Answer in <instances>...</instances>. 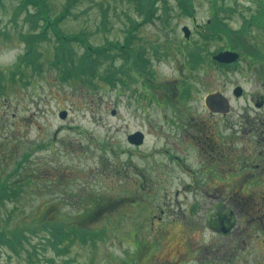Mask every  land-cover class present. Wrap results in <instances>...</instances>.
Returning <instances> with one entry per match:
<instances>
[{
  "label": "rangeland",
  "instance_id": "obj_1",
  "mask_svg": "<svg viewBox=\"0 0 264 264\" xmlns=\"http://www.w3.org/2000/svg\"><path fill=\"white\" fill-rule=\"evenodd\" d=\"M66 1L43 0L51 18L66 9L53 25L86 42L94 75L81 40L56 49L46 29L31 44L37 8L0 2V264H264V0H220L249 37L207 40L204 55L239 53L226 67L191 58L204 41L181 32L206 24L210 0H191L193 17L160 0L165 25L143 23L136 0ZM221 212L232 225L218 233L208 221Z\"/></svg>",
  "mask_w": 264,
  "mask_h": 264
},
{
  "label": "trees",
  "instance_id": "obj_2",
  "mask_svg": "<svg viewBox=\"0 0 264 264\" xmlns=\"http://www.w3.org/2000/svg\"><path fill=\"white\" fill-rule=\"evenodd\" d=\"M3 0H0V2ZM78 0H67L66 1V5L65 7L67 8V10H70L71 5L73 3H75ZM141 3H143L146 7H143L142 4H139V10L144 9L143 11H145L148 8V11L146 13V20L145 21H151L152 19H155L154 17L156 16L162 24H166L167 20H168V9L166 6V3L161 2L160 0H141ZM215 3L212 1L211 5ZM27 5H32L33 7H36L38 12H36L37 16V20H43L44 21V26H43V30L42 33L39 34L38 36H43L45 35V30L46 29H51L55 35V39L57 42V48H60L62 46H67V48L69 49L70 52V44H67V42H71L76 41V40H81L80 37H77L75 35L69 36L64 34L60 29L59 26L58 28H55V25H53L54 23L57 24L61 18L64 16V14L67 11H63L60 14H58L55 18H51L48 14V11L45 8V4L43 2V0H20V8H23V10L26 9ZM186 6V10L187 12L188 10V6ZM213 8V7H212ZM217 9L218 6L213 8V12H212V16L210 18V22L206 25V31L207 34L206 35H200V38L195 40V42H200V41H204L202 42V44H198L195 47L199 48L202 54V51L205 50V46L207 44V40L212 38V36H216L218 39H221L223 37L228 38L229 41H231V43H234V39L236 40L237 37L240 34H244V31L242 29L240 30H232L231 28L228 27V23L225 22V20H221L218 13H217ZM165 21V22H164ZM60 23V22H59ZM236 37V38H234ZM29 41H31V44H33L36 41L37 36L35 35H30L27 37ZM233 38V41H232ZM224 39V38H223ZM82 44L86 43L84 40L80 41ZM85 45V44H84ZM86 46V45H85ZM194 48V46H192L191 50ZM89 49H86L85 53L82 55V63L86 64L87 62H89V66L87 68V71L90 73L94 68L92 66V62L93 60L91 59L89 53L87 52ZM32 50L29 49L28 52L25 53V55L22 57L21 60V64H23L24 67H21V70H23V68L29 67L31 70H33V68L31 67V65H29L28 63H32V57H36L32 54ZM56 52V50H55ZM71 54V53H70ZM198 52L195 51H191L189 56L193 59L196 58H200L202 55ZM26 63H25V62ZM112 69V67H110ZM24 71V70H23ZM40 70H37V72H39ZM1 73V72H0ZM25 73V72H24ZM93 75V72H91ZM2 76L4 75L3 73H1ZM26 74V73H25ZM18 77L20 76V74L12 73V77ZM27 75V74H26ZM5 76V75H4ZM28 76V75H27ZM8 79L9 81H11L12 83H21V84H26L28 82H30L29 80H27L26 78L22 79V78H11V72L8 73ZM18 164V163H17ZM23 165L19 162L18 166L15 167L16 172L18 171V169H20ZM18 192H13V195H17ZM231 221H230V216L229 214H225L223 212L221 213H216L214 214L213 217L210 218V226L216 230H219L222 227H230L231 226ZM223 225V226H222ZM53 228V227H52ZM45 229V228H44ZM264 231V230H263ZM80 233L82 234V236L80 238H84L86 236V234L88 233V231L86 230H80ZM93 233V232H92ZM2 234L3 232L0 233V238H2ZM12 234V238L10 239V241L8 242L10 246H12L13 248H15L18 244L17 240L19 239L15 233H11ZM55 234V235H54ZM52 236L57 237L56 233H52ZM58 238V237H57ZM15 241V242H14ZM138 252H140V250H137V252H134L133 254H138ZM141 255H137L136 257H134L135 259L137 258L139 260V258Z\"/></svg>",
  "mask_w": 264,
  "mask_h": 264
},
{
  "label": "water",
  "instance_id": "obj_3",
  "mask_svg": "<svg viewBox=\"0 0 264 264\" xmlns=\"http://www.w3.org/2000/svg\"><path fill=\"white\" fill-rule=\"evenodd\" d=\"M186 33V36H188V32L186 31V29H183ZM237 58V55L235 53H230V52H224V53H220L218 54V56L215 57V59H217L220 62H224V63H230L235 61ZM240 89H236L235 90V94L236 96H238L240 94Z\"/></svg>",
  "mask_w": 264,
  "mask_h": 264
},
{
  "label": "clouds",
  "instance_id": "obj_4",
  "mask_svg": "<svg viewBox=\"0 0 264 264\" xmlns=\"http://www.w3.org/2000/svg\"><path fill=\"white\" fill-rule=\"evenodd\" d=\"M19 51H20V49H18V48H14V49H12V50H11L12 54H11V55H6V56H5V63H6V64H10V63L14 62L15 57H16V54H18Z\"/></svg>",
  "mask_w": 264,
  "mask_h": 264
}]
</instances>
